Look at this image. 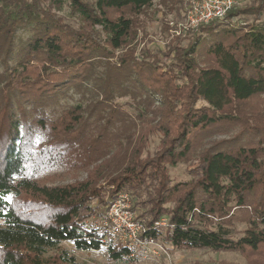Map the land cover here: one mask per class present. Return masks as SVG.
Instances as JSON below:
<instances>
[{"label":"trees","instance_id":"16d2710c","mask_svg":"<svg viewBox=\"0 0 264 264\" xmlns=\"http://www.w3.org/2000/svg\"><path fill=\"white\" fill-rule=\"evenodd\" d=\"M154 1L0 0V264H76L61 244L99 250L105 234L89 221L123 191L142 238L264 264V0L234 5L166 51L137 52V17ZM65 8L76 26L57 14ZM19 30L29 36L16 46ZM97 60L108 62L109 79L132 77L145 97L140 125L121 139L107 140L113 114L94 136L97 104L90 114L61 104L69 90H87ZM152 137L158 145L148 152ZM115 145H125L126 159L103 171L96 162ZM178 163L189 165L188 180L170 178ZM59 166L87 176L40 182ZM127 253L111 242L105 250L113 261L129 262Z\"/></svg>","mask_w":264,"mask_h":264},{"label":"rangeland","instance_id":"374dc122","mask_svg":"<svg viewBox=\"0 0 264 264\" xmlns=\"http://www.w3.org/2000/svg\"><path fill=\"white\" fill-rule=\"evenodd\" d=\"M248 0H236L238 5H243ZM57 14L62 16L65 22L72 26H76L78 20L70 15L68 9L57 11ZM245 19L250 20V17ZM184 20L183 4L179 0H156L153 4L143 10L137 17V30L135 39L130 46H136L137 52L141 49H148L151 52L161 49L166 51L167 45L174 37L183 36L176 34V24ZM174 22V25H170ZM29 36L27 31L19 30L16 33L15 45L22 42ZM112 60V59H111ZM110 63L112 61H109ZM106 61L97 60L93 65L90 81L87 82V90L77 92L73 89L69 90L66 96L61 100V104L71 106L81 104L85 108V114H90L95 104L102 113L100 125L95 128L94 136L99 133L111 114L115 116L114 120L107 125L109 131L107 140L120 139L124 137L125 127L128 126L127 132L135 130L140 125L138 113L144 110V104L141 102L145 97L136 90L135 83L131 79L123 81L121 79H109L110 70ZM131 81V82H130ZM115 108L114 113H111ZM119 109V110H118ZM121 111L123 113H119ZM100 129V130H99ZM234 134V131L228 133H218L207 139V143L228 138ZM112 136V137H111ZM115 137V138H114ZM90 140V139H89ZM114 144V143H113ZM158 145V138L152 137L148 146V152H153ZM125 145L122 149H118L115 145L109 150V154L102 160L96 162L100 165L103 171L114 172L124 163L126 157ZM188 164L178 163L174 167H169V175L173 181L188 180L187 173ZM87 173L84 170L73 169L71 166L51 167L40 172L39 180L41 183L48 185H64L75 181L84 180ZM131 197V195H130ZM112 201V200H111ZM109 203L107 204V206ZM104 209V212L107 208ZM132 208V206H131ZM133 210V209H132ZM102 215L90 219L94 226L101 224ZM135 212V211H134ZM137 215L138 213L135 212ZM244 223L235 225V235L240 236ZM102 232V231H101ZM117 245L116 241L112 242ZM67 248L75 257L76 264H247V261L237 252L232 251H212L208 249H176L170 245H162V249L157 250L158 254L139 257L136 260L129 262L113 261L108 259L105 251H78L75 250L70 243L63 242L61 244ZM49 251V254H53Z\"/></svg>","mask_w":264,"mask_h":264},{"label":"built area","instance_id":"2783aa9c","mask_svg":"<svg viewBox=\"0 0 264 264\" xmlns=\"http://www.w3.org/2000/svg\"><path fill=\"white\" fill-rule=\"evenodd\" d=\"M183 4L184 20L176 24L175 33L183 34L195 29L200 24L212 20H222L227 12L237 4L236 0H179ZM170 25H174L171 22ZM132 200L128 192H119L107 206L101 224L98 227L105 236L100 243V249L105 251L109 242L116 241L127 250V258L136 260L139 257L158 254L162 249L161 243L152 238H142L143 226L137 219V214L132 210ZM166 223L162 218L155 225Z\"/></svg>","mask_w":264,"mask_h":264}]
</instances>
